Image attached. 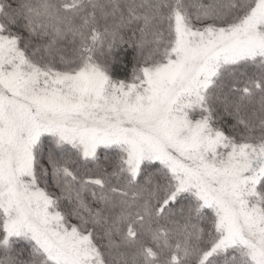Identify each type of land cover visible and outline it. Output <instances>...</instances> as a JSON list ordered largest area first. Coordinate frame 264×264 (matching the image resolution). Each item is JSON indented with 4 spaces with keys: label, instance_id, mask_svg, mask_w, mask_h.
<instances>
[{
    "label": "trees",
    "instance_id": "16d2710c",
    "mask_svg": "<svg viewBox=\"0 0 264 264\" xmlns=\"http://www.w3.org/2000/svg\"><path fill=\"white\" fill-rule=\"evenodd\" d=\"M260 11L256 0H0V20L26 55L50 41L59 50L86 53L104 40L112 51L108 84L120 87L134 76L139 48L171 18L209 24ZM219 30L220 38L210 39L218 37L219 47L239 39V33ZM231 65L202 114V151H210L213 141H236L232 151L241 135L254 131L253 123L264 121V58ZM260 139L241 145L264 160V135ZM60 145L43 151L35 164L51 187L45 199L34 198L30 207L16 182L22 202L11 206L10 196L0 201V264H264V161L251 173L257 186L246 189L242 215L231 192L240 177L225 172L218 182L197 157L169 148L159 162L174 166L185 181L180 186V177L168 187L163 170L142 169L143 154L115 160L111 152L83 156Z\"/></svg>",
    "mask_w": 264,
    "mask_h": 264
},
{
    "label": "rangeland",
    "instance_id": "374dc122",
    "mask_svg": "<svg viewBox=\"0 0 264 264\" xmlns=\"http://www.w3.org/2000/svg\"><path fill=\"white\" fill-rule=\"evenodd\" d=\"M256 3L264 7V0ZM250 15L221 17L209 24H199L181 15L171 18L165 24L169 27L160 26L158 34L149 36L139 48L137 68L128 87L108 84L112 51L104 40L86 53L80 48L59 50L50 41L37 53L26 55L9 39L0 20V170L4 171L0 201L10 196L11 206H18L23 194L31 207L34 198L45 199L44 193L51 191V187L47 179L41 180L35 164L43 151H52L60 143L83 156L98 150L111 152L115 160L143 154V170L150 166L163 170L168 187L175 186L176 179L181 177L182 186L184 175H176L174 166L169 169L159 162L171 154V148L188 159L197 157L218 182L225 172L238 175L240 181L231 192L235 201L242 203L238 201L243 215L242 205H248L245 198L250 192L246 189L257 186L251 173L264 160L255 158L241 142L244 146L245 141L259 143L264 135V121L253 123L255 132L252 127L248 129L232 151L230 145L236 141L230 145H216L213 141L210 151H202L201 124L202 114L209 112V100L220 74L232 72L231 64L248 57L264 58V14L260 11L257 16ZM219 29H225L223 35L231 32L241 37L219 47ZM214 35L219 38L210 40ZM206 101L208 111L204 107ZM60 116L64 121L57 119ZM66 117L71 120H65ZM184 168L187 166L183 167L186 172ZM19 175L26 177L24 182L17 179ZM30 177L37 185L25 181ZM16 182L18 188L23 184L20 194L15 190ZM230 234L233 235L231 231Z\"/></svg>",
    "mask_w": 264,
    "mask_h": 264
}]
</instances>
